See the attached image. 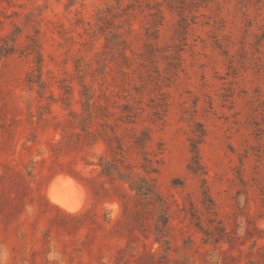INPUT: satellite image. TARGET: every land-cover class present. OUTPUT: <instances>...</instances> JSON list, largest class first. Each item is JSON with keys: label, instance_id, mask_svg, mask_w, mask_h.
Instances as JSON below:
<instances>
[{"label": "rangeland", "instance_id": "rangeland-1", "mask_svg": "<svg viewBox=\"0 0 264 264\" xmlns=\"http://www.w3.org/2000/svg\"><path fill=\"white\" fill-rule=\"evenodd\" d=\"M16 28L0 55V264H264V0H0V48ZM106 161L155 178L168 244L155 204L124 212ZM59 176L80 209L50 198Z\"/></svg>", "mask_w": 264, "mask_h": 264}, {"label": "trees", "instance_id": "trees-1", "mask_svg": "<svg viewBox=\"0 0 264 264\" xmlns=\"http://www.w3.org/2000/svg\"><path fill=\"white\" fill-rule=\"evenodd\" d=\"M120 1V0H119ZM184 21V19H183ZM184 25H187V22H183ZM17 30L12 34V36L8 39H5L4 44L0 48V55L5 56L10 53H13L17 49V40L18 36L20 34L19 28H16ZM125 43V40L123 41ZM26 50H28L29 53L34 54L37 64H38V71L40 73V77L42 75V62H43V54L41 50V43L38 39V37H34L31 39V43L28 44ZM43 84V83H42ZM70 93V88L67 89L66 94ZM84 94L87 96V102L86 105L90 107L89 100L92 98V95L89 94L88 88L85 87ZM66 100H69V97L66 98ZM205 135V130L203 128L197 129L195 131V137L191 140V152L193 153L191 163L189 164V168L193 170L194 172H204V166L201 162V156H200V143L203 140V137ZM116 138H118L116 136ZM143 139H139V143L143 144ZM145 164L143 165L144 169L147 172H158L159 168L154 164L155 160L145 157ZM158 162V161H157ZM101 165L104 168V172H106L108 175L115 176L114 174L119 176V180H121L123 183L128 184V189H123L120 193L121 196V202L124 209V212L126 213L129 208L130 202L132 199L137 200V206L142 204L143 200H147L150 204H155L156 210H157V216H156V222L155 224V240L157 242H166L169 243V233L171 229L170 225V219H169V213H168V203L167 201L159 194V191L157 189V185L155 182V178L151 176H138L133 174L132 172L126 174L124 173L119 167L116 165V163H111V161H106L105 163H101ZM115 172V173H114ZM116 178V177H115ZM206 196L209 198L210 206L208 209L213 210L215 208V203L212 197H210L208 190L205 191ZM213 212V211H211ZM215 213V211H214ZM134 214L136 216L141 215V210L136 209L134 211ZM193 216L198 217L196 213L193 214ZM198 226L200 225V221H198ZM218 232H214L212 229H207L205 232L207 234V241L211 243L218 244L220 243L225 237L224 235L227 234V231L222 229H217ZM126 250V249H124ZM151 257H154L156 255V252H151ZM261 255V254H260ZM254 257V256H253Z\"/></svg>", "mask_w": 264, "mask_h": 264}, {"label": "bare ground", "instance_id": "bare-ground-1", "mask_svg": "<svg viewBox=\"0 0 264 264\" xmlns=\"http://www.w3.org/2000/svg\"><path fill=\"white\" fill-rule=\"evenodd\" d=\"M53 181L49 193L53 201L68 210H78L82 207L83 199L80 196L77 198L73 196V192H76L80 187L78 181L70 178V176H59Z\"/></svg>", "mask_w": 264, "mask_h": 264}]
</instances>
